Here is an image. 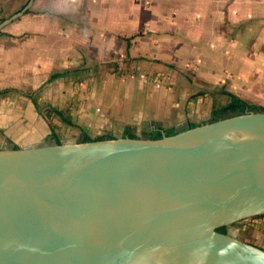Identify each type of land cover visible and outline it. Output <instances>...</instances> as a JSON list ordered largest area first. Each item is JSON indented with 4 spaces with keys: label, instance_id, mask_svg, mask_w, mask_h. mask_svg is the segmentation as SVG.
I'll return each instance as SVG.
<instances>
[{
    "label": "water",
    "instance_id": "1",
    "mask_svg": "<svg viewBox=\"0 0 264 264\" xmlns=\"http://www.w3.org/2000/svg\"><path fill=\"white\" fill-rule=\"evenodd\" d=\"M264 111L158 138L0 149V264H264Z\"/></svg>",
    "mask_w": 264,
    "mask_h": 264
},
{
    "label": "crops",
    "instance_id": "2",
    "mask_svg": "<svg viewBox=\"0 0 264 264\" xmlns=\"http://www.w3.org/2000/svg\"><path fill=\"white\" fill-rule=\"evenodd\" d=\"M252 72L264 0H0V149L177 133Z\"/></svg>",
    "mask_w": 264,
    "mask_h": 264
},
{
    "label": "rangeland",
    "instance_id": "3",
    "mask_svg": "<svg viewBox=\"0 0 264 264\" xmlns=\"http://www.w3.org/2000/svg\"><path fill=\"white\" fill-rule=\"evenodd\" d=\"M252 73L253 74L247 79H244L243 77L231 78V83L228 85L227 89L232 93L241 96V98L249 103L264 105V87H261L259 85L261 81L264 82V78L260 79V76H257L255 72ZM221 96L224 97V99L229 98V95L227 94H222ZM210 119V117H205L199 118L198 121L204 123L208 122ZM76 139L78 140L80 138ZM64 140H74V138H64ZM229 230L232 234L236 235L241 240L264 248V215L254 216L235 222L234 224L229 226Z\"/></svg>",
    "mask_w": 264,
    "mask_h": 264
},
{
    "label": "trees",
    "instance_id": "4",
    "mask_svg": "<svg viewBox=\"0 0 264 264\" xmlns=\"http://www.w3.org/2000/svg\"><path fill=\"white\" fill-rule=\"evenodd\" d=\"M59 75L62 74H55L53 75L54 77H58ZM9 89L0 92V93H4L6 91H8ZM228 95L230 96V99L227 103L219 105L218 107L214 108L212 111V115H211V119L208 121H214L217 120L219 118H224V117H228L231 115H235V114H240L243 113L245 111H249V110H254V111H264V106L263 105H259V104H255V103H249L246 100H244L243 98L239 97L238 95L229 92ZM56 112H58L60 114L59 111L56 110ZM67 119V118H65ZM70 122V120H67ZM198 124H191L190 127L196 126ZM170 134H174V133H168V135ZM161 134L156 135L155 137L152 138H158L161 137ZM131 137H134V135H131ZM52 138L55 139L56 143H60L61 140L60 138L56 135V134H52ZM104 138H109V136L103 135V136H99L98 138H90V137H85L83 138V141L86 140H95V139H104ZM219 231L221 232H226V227H221L219 228Z\"/></svg>",
    "mask_w": 264,
    "mask_h": 264
},
{
    "label": "flooded vegetation",
    "instance_id": "5",
    "mask_svg": "<svg viewBox=\"0 0 264 264\" xmlns=\"http://www.w3.org/2000/svg\"><path fill=\"white\" fill-rule=\"evenodd\" d=\"M226 231H229V232H230V230H229V226H228V227H226Z\"/></svg>",
    "mask_w": 264,
    "mask_h": 264
}]
</instances>
